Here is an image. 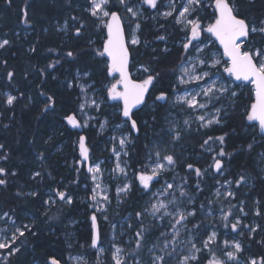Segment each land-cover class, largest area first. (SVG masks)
<instances>
[{"label":"snow or ice","instance_id":"6c2138e0","mask_svg":"<svg viewBox=\"0 0 264 264\" xmlns=\"http://www.w3.org/2000/svg\"><path fill=\"white\" fill-rule=\"evenodd\" d=\"M11 2L8 0L9 4ZM252 2L248 0L249 4ZM29 7L26 4L21 10L25 25L32 22ZM83 11L87 17L72 15L57 31L67 35L74 27V35L80 37L91 21L103 38L93 52L102 58L100 75L107 83H102L98 89L92 72L77 70L65 84L68 89H79L76 107L62 119L71 129L91 130L99 125L101 132L111 123L113 131L119 132L108 141L114 164L106 167L105 161L93 155L89 136L77 132L74 150L78 149L79 155L73 165L76 179L70 185H49L44 193L17 191L16 195L41 198L47 220H58L66 210L86 203L91 209L90 232L85 244L79 245L83 251L75 256L70 254L69 259L74 264H264V252L248 251L253 241L264 249V238L255 239L258 230L264 232V225L245 223L249 213L245 210V201L237 199L239 189L249 178L241 174L233 180L225 175L227 168L223 158L233 155L226 151L228 133L213 136L205 131L223 126L229 114L242 106V93L237 89L248 88L249 103L243 106L241 118L248 122L254 135L247 150L252 152L264 142V19L249 18L242 0H86ZM69 20L73 22L72 27ZM147 20L154 21L158 30L165 28V24L160 23L165 21L177 34H182L181 55L171 69L174 82L153 100L156 107L165 109L168 127L166 131L161 130V139L144 145L143 156L133 160L130 149L134 141L142 129L156 122L155 115L151 124L148 120L140 122L138 113L148 106L151 91L161 78V72L151 64H139L137 71L142 79H133L130 72V64L135 67L131 50L148 43L141 40ZM205 20L211 22L205 26ZM205 33L219 43L223 50L220 55L209 50L207 38L201 39ZM156 39L166 41L167 36L158 35ZM11 46L12 41L5 33L0 37V50L7 51ZM36 50L35 46L29 49L33 53ZM76 55L72 50L65 53L73 60ZM59 63V59L49 63L39 74L44 76L47 69H54ZM0 64L6 69L5 88L10 89L0 91V115L14 112L23 100L28 101L24 104L28 107L32 97L19 89L15 71L7 70L8 60L0 59ZM24 76L27 78L28 73ZM192 85L195 87H189ZM39 95L46 97L42 113L55 111L54 96L44 91ZM109 107L113 109L111 114L106 111ZM193 133L202 134L200 149L202 155L208 154L207 167L181 159L183 152L178 150L181 142ZM51 139L49 137V141ZM10 158L6 145L0 143V162H3L0 188H7L9 177L17 176L15 170L6 166ZM37 159L44 161L45 154L39 152ZM259 162L264 164V153L260 154ZM181 167L184 175L177 172ZM45 171H33L29 179L43 181ZM47 176L54 179L51 172H47ZM81 177L85 181L83 200L79 191H74L80 188ZM206 178L213 180V190L201 201L199 196L207 187ZM134 194L138 197L137 206L127 217H122L123 223L117 231L111 217L127 205ZM44 195L47 199H43ZM253 203L260 205L261 202ZM253 214L264 218L260 207ZM101 221L108 224V232L103 231ZM35 228V216L26 223L15 209L0 211V264H11L10 258L21 252L27 236L37 235ZM233 233L236 235L232 236ZM68 240L71 248L70 235ZM90 256L95 259L90 260ZM45 264H62V261L50 255Z\"/></svg>","mask_w":264,"mask_h":264},{"label":"trees","instance_id":"16d2710c","mask_svg":"<svg viewBox=\"0 0 264 264\" xmlns=\"http://www.w3.org/2000/svg\"><path fill=\"white\" fill-rule=\"evenodd\" d=\"M26 4L30 5L28 11L32 21L27 25L22 22L21 11ZM242 4L249 18L264 19V0H253L251 4L248 3V0H242ZM85 6L86 0H72L71 4L68 3V0H12L11 4L8 3V0H0V37L7 33V37L12 41L10 49L0 50V59L8 60L7 70L15 71L19 89L32 97V102L28 107H24L28 101L23 100L16 105L14 112L7 111L0 115V143L6 145L11 155L6 166L17 172L16 177H9L10 183L7 188H0V211L15 209L24 222L30 221V217H36L35 231L37 235H28L26 240L21 238V240H25V246L21 248L20 253L10 258L11 264H45L50 255L60 259L62 264H68L70 254L73 256L83 251L79 245L85 244L90 232L91 210L86 203H78L76 207L66 210L58 220H47V217L43 215L46 206L41 198L16 195L17 191L28 193L37 190L44 193L49 185H70V182L77 177L73 165L79 154L78 149L74 150V141L76 140L75 133L79 131L66 126L62 117L76 107L79 89H68L65 84L75 76L77 70H80L81 73L92 72L96 81L104 80L100 75L103 68L102 58L96 57L93 52V49L102 43L103 38L90 20L87 27L82 30L83 34L80 37L74 35L71 20H69V25L72 30L67 35L57 31V28L72 15L87 17V13L83 11ZM160 23H164L165 28L156 30L151 26L146 27L147 23L145 22L141 34L143 41L146 40L150 44V48L146 50H149L151 58L155 57L154 66L161 72L159 80L161 86L156 87L153 91L154 97L161 90L169 88L170 84L174 82L175 76L171 69L179 62L176 60L177 56L181 55L177 43H179L182 34H177L170 23L165 21ZM145 33H147V37H145ZM158 35H166L167 40H157ZM89 41L93 43L90 44ZM32 46L37 49L34 53L29 51ZM143 47L144 44L139 49L143 50ZM165 48H168L169 51H163ZM49 49L53 51H49ZM153 49L155 51L151 52L150 50ZM69 50L77 54L75 60L65 56ZM134 50L132 49V52ZM57 59L60 60V63L54 69H47L44 76L39 74L41 68H46L49 63ZM25 72L28 73L27 78L24 76ZM5 74V67L0 64V91L10 90L5 88L7 83L3 79ZM53 76L56 79H53ZM104 82L107 83V81ZM40 91L54 96L55 111L42 113L46 97L40 96ZM241 93V103L248 104V88L243 89ZM236 112L238 115H235ZM242 112L243 109L240 107L238 111L231 112V117L228 116L223 126H215L213 129L205 131L213 136L228 133L226 151L233 155L231 158H224L227 168L226 176L235 180L243 174L249 178L248 182L242 185L237 197L238 200L245 201V210L249 213L244 221L249 218V222L254 220L257 224L264 225V218L253 214L254 205L256 208L260 207L264 210V171L262 170L264 165L259 162L260 154L264 153V142H260V146H257L252 152L247 150V144L252 142V138L249 134L248 122L241 118ZM111 113H113V109H111ZM165 114L164 108L154 107L152 112H147L142 117L138 116L140 122L148 120L151 124L152 116L155 115L156 122L151 124V127L142 129V132L147 136L141 132L134 141V147L130 149L133 160L143 156L144 145L149 144L150 138L157 137V132L165 128ZM112 120L114 123V116ZM5 124L8 125L7 128L4 127ZM110 129H113L111 123ZM81 134L89 136V146L92 149L94 142H101L104 139V136H98L96 140L95 129H84ZM49 137L52 138L50 141ZM257 140L259 141V138ZM201 142L202 134L197 133L186 136L183 140V143L192 149V154H195L194 157L188 159L189 162H194L196 166L203 168L207 167L209 161L208 154H201ZM39 152L45 154L44 161L37 159ZM95 157L99 158L98 155ZM101 157H106L108 160L109 155L103 153ZM0 165H3V162H0ZM133 166L135 167V165ZM42 169H46L43 173V181H40V178H37L36 181L29 179L33 171ZM180 169L183 170V168ZM47 172H51L54 179H49ZM206 180L205 192L199 196L201 201L209 194L210 190H213V180L210 178H206ZM84 182V178L81 177L80 188L74 189V191H79L81 200L84 196ZM192 182H195L194 177ZM43 199H47V196L44 195ZM137 199L138 197L134 194L127 205L119 208L120 217L127 216L132 212L133 208L137 206ZM257 200L261 202L260 205L253 203ZM71 220L76 221L75 226L71 229L66 228L65 225H68ZM133 223L135 222L133 221ZM72 230L76 232L77 240L76 244H72L70 248L67 237ZM262 238H264V232L258 230L255 239ZM245 240H247V233ZM248 251L252 254H259L264 252V249H261L253 241ZM89 259L94 260L95 257L90 256ZM104 259L107 260V256Z\"/></svg>","mask_w":264,"mask_h":264},{"label":"rangeland","instance_id":"374dc122","mask_svg":"<svg viewBox=\"0 0 264 264\" xmlns=\"http://www.w3.org/2000/svg\"><path fill=\"white\" fill-rule=\"evenodd\" d=\"M162 10H164V9H162ZM209 11H211V10H209ZM203 14V13H202ZM146 23H147V26L146 27H149V26H151L152 28H154V29H156V30H158V28H157V25H156V23L154 22V21H152V20H147V21H145ZM161 22V21H160ZM209 22H211L210 20H208V21H204V24H205V26L207 25V23H209ZM64 24V23H63ZM63 24H61V25H59V26H62ZM145 35V37H147L148 35H147V33H145L144 34ZM205 38H207V40H206V42L208 43V47H209V50L211 51V52H214V53H217V55H220L221 53H222V49L218 46V44H217V42L214 40V38L213 37H210L209 36V34H207V33H205L203 36H202V40H204ZM141 40L143 41V39H142V37H141ZM142 44H144V43H142ZM141 44V45H142ZM141 45H139V46H137L136 48H138L137 50H136V48H135V50L133 51V56H134V58H135V60H134V63H135V67H134V71L132 72V74H133V76L134 77H136V78H138V79H142L143 78V76L141 75V73L140 72H138L137 71V68L139 67V64L138 63H140L141 62V60H142V58H143V51L144 50H146L147 48H150V44H144V47H143V50H141V49H139V47L141 46ZM177 46H179V43H177ZM203 46V45H202ZM149 50H147V52H148ZM151 52H154L153 50H150ZM150 54V53H149ZM179 56H177V58H176V60H179ZM221 59L223 60L224 58L222 57V55H221ZM144 62H145V64H151L152 66H154L155 65V62H156V59H153V58H148V59H145L144 60ZM175 62V61H174ZM177 62V61H176ZM155 67V66H154ZM156 68V67H155ZM226 75V74H225ZM98 83V85H97V88L99 89V88H101V86H102V83H106V82H104V80H99V81H97ZM189 87H195L194 85H192V86H189ZM249 87H251V86H249ZM243 89H245V88H241V89H237V91L239 92V93H241V91L243 90ZM109 103H112V102H109ZM114 103V102H113ZM242 104V106H241V109H243V106H246V105H243V103H241ZM147 108L145 109L144 108V110L139 114V117H142V116H144L147 112H152L154 109H153V107H154V105H153V103H150V102H148L147 103ZM240 109V107L239 108H237L236 109V111H238ZM106 111L109 113H111V108L109 107V108H107L106 109ZM144 114V115H143ZM177 116L179 115V114H176ZM231 113L229 114V116L231 117ZM235 115H238L237 114V112L235 113ZM101 120H103V118H101ZM144 121V120H143ZM167 127H168V125L165 123V128H164V130L166 131V129H167ZM93 129H95L96 130V132H97V137H96V140H97V138H98V136H104V139L103 140H101V142L100 141H96V142H94V148L92 149V151H93V155L94 156H99V159L100 160H103V161H105V166L106 167H111V166H113V164H114V158H110V156H111V154H110V151L108 150V149H110V147H111V145L108 143V141L110 140V137L112 136V135H119V132H114L113 131V129H110V124L108 125V127L105 129V130H103L102 132H101V130L99 129V125H96V127H94ZM247 130H249V129H247ZM142 134L144 135V136H147V134L146 133H144V132H142ZM249 134H250V136H251V138L253 139V135H254V133H253V131L250 129V132H249ZM157 137H152V138H150V141H149V144H152V143H155L156 141H158L159 139H161V136L163 135V133H162V131L160 130L159 132H157ZM259 137H257V139H258ZM181 144H182V147L180 148V149H178L179 151H182L183 152V156L181 157V159H182V161H184V160H186V161H188L189 162V158H192V157H194L195 156V154H192V149L191 148H189V147H187L186 146V144L185 143H183V141L181 142ZM201 150V149H200ZM103 153H106V154H108L109 155V158H108V160L106 159V157L105 158H103V157H101L100 158V156L103 154ZM200 159H201V157H200ZM224 159V158H223ZM264 165V164H263ZM182 168V167H181ZM263 169H264V167H263ZM264 171V170H263ZM177 172L180 174V175H184L185 174V172L182 170V169H180V168H178L177 169ZM227 173H225V175H226ZM241 188H242V186H241ZM240 188V189H241ZM240 189H239V191H240ZM239 193V192H238ZM84 197V196H83ZM82 197V198H83ZM250 207V206H249ZM91 210V209H90ZM256 210V206L254 205V211ZM218 214V213H217ZM121 215H120V213H119V209L117 210V214H115V215H113L112 217H111V219H112V222L113 223H116L117 224V231H120V224L121 223H123V220H122V217H120ZM128 216V215H127ZM127 216H124V217H127ZM31 218V217H30ZM75 222V223H71V222ZM27 222H29V221H27ZM26 222V223H27ZM245 223H249V224H252V225H255V224H257L256 223V221H254V220H250V222H249V218H248V220L247 221H244ZM75 224H76V221L75 220H71L70 221V223L68 224V227L71 229V228H73L74 226H75ZM101 226L102 227H104V229H103V231L104 232H108V230H109V226H108V224L107 223H104L103 221H101ZM71 236L72 237V240H71V243L72 244H76V240H77V236H76V232H74L73 230L72 231H70L69 233H68V236ZM236 234H232V236H235ZM238 238V237H237ZM67 239H68V237H67ZM76 255V254H75ZM75 255H73V256H75ZM13 257V256H12ZM104 258V257H103ZM35 264H38V263H35ZM68 264H74V261L73 260H71V259H69V261H68Z\"/></svg>","mask_w":264,"mask_h":264},{"label":"flooded vegetation","instance_id":"af4514ba","mask_svg":"<svg viewBox=\"0 0 264 264\" xmlns=\"http://www.w3.org/2000/svg\"><path fill=\"white\" fill-rule=\"evenodd\" d=\"M217 44H218V42H217ZM218 46H219V44H218ZM132 51V50H131ZM223 51V50H222ZM148 58H151V56H150V54L147 52V50H144L143 51V58H142V60H141V62L140 63H138V64H141V63H144L145 64V62H144V60L145 59H148ZM134 60H135V58H134V56H133V52H132V63H134ZM135 64V63H134ZM134 71V67L133 66H131V64H130V72H131V75H132V78L133 79H137V80H139L138 78H136V77H134L133 76V74H132V72ZM159 86H161V83H160V81L156 84V87H159ZM155 87V88H156ZM151 99H148L147 100V103H148V101L150 102V103H153V97H154V95H153V91H151ZM154 105V104H153ZM154 107H156L155 105H154ZM154 107H153V109H154ZM141 113V112H140ZM139 113V114H140ZM139 116V115H138Z\"/></svg>","mask_w":264,"mask_h":264},{"label":"water","instance_id":"95a60500","mask_svg":"<svg viewBox=\"0 0 264 264\" xmlns=\"http://www.w3.org/2000/svg\"><path fill=\"white\" fill-rule=\"evenodd\" d=\"M219 44V43H218ZM219 47H220V45H219ZM222 49V48H221ZM76 130H78V129H76ZM80 133H83V130H78Z\"/></svg>","mask_w":264,"mask_h":264}]
</instances>
